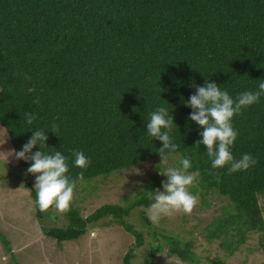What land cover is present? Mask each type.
Returning <instances> with one entry per match:
<instances>
[{
	"label": "trees",
	"instance_id": "trees-1",
	"mask_svg": "<svg viewBox=\"0 0 264 264\" xmlns=\"http://www.w3.org/2000/svg\"><path fill=\"white\" fill-rule=\"evenodd\" d=\"M206 80L233 99L257 90L264 80V0H0V126L12 150H22L32 130L45 129L47 146L41 151H60L76 185L89 183L162 159L156 152L162 142L147 134L146 123L164 106L176 124L171 135L178 148L169 157L177 156L179 167L187 155L189 173L199 172L190 193L199 195L205 208L210 195L224 202L202 236L232 256L253 233L261 234L264 247V96L232 119L239 133L234 158L249 153L258 163L229 175L227 167L212 169L206 146H195L201 129L188 119L193 110L185 105L196 91L193 84L203 86ZM29 87L35 93H28ZM26 112L37 115L32 125ZM53 124L59 126L57 135ZM38 150L39 144L32 151ZM74 150L89 158L87 169L74 166ZM31 163L17 160V167L27 171ZM26 186L41 219L46 212L36 205L34 188ZM159 186L153 176L134 200L101 206L85 218L71 204L62 215L65 228L42 231L60 244L111 217L135 239L136 248L142 247V232L125 217L148 207L147 191ZM143 221L151 225L144 216ZM161 238L169 256L195 264L191 241ZM0 241L10 252L9 241L2 235ZM162 248L151 247L145 264ZM133 257L129 249L123 264Z\"/></svg>",
	"mask_w": 264,
	"mask_h": 264
},
{
	"label": "rangeland",
	"instance_id": "rangeland-1",
	"mask_svg": "<svg viewBox=\"0 0 264 264\" xmlns=\"http://www.w3.org/2000/svg\"><path fill=\"white\" fill-rule=\"evenodd\" d=\"M0 129L3 128L0 126ZM12 152L6 131L0 130V235L9 241L11 247L10 252H6L0 241V264H123L129 249L134 254L130 264H145L150 248L159 244L163 248L150 264H190L169 256L161 235L191 241L196 255L195 264H264V247L259 233H253L246 245L232 256L224 255L218 242L208 244L205 241L202 236L204 226L224 205L213 195L208 198L209 207L205 208L200 196L196 195L199 203L191 215L179 213L162 217L156 225L147 217L150 205L133 209L125 220L142 232L144 245L139 248L134 245L135 239L111 221V217L88 225L85 234L58 244L44 235L42 229L65 228L66 219L58 212L53 215L52 211L46 212L41 219L36 217L30 189L26 186L34 188L35 176L17 167V159ZM160 162L158 159L89 183L80 182L74 189L72 204L82 218L101 206H123L149 186L153 176L157 177L159 189L163 191L162 181L167 177L160 175L159 170L176 167L177 156L168 157L166 165H159ZM260 204L264 209V197L260 198ZM143 216L150 221V226L143 221Z\"/></svg>",
	"mask_w": 264,
	"mask_h": 264
},
{
	"label": "clouds",
	"instance_id": "clouds-1",
	"mask_svg": "<svg viewBox=\"0 0 264 264\" xmlns=\"http://www.w3.org/2000/svg\"><path fill=\"white\" fill-rule=\"evenodd\" d=\"M24 79L30 80L31 78L25 76ZM193 87L196 91L185 105L193 110L188 119L195 122L201 129L202 139L198 140L195 146H206V155L211 161L212 169L227 167V172L231 175L256 166L257 159L249 153L243 154L240 159L234 158L231 149L239 133L234 129L232 119L235 115L241 114L244 109L258 103L264 96V80L258 83L256 91H244L235 99L215 82L206 80L203 86L193 84ZM26 91L35 93V88L29 87ZM35 102H39V97ZM24 118L28 125H32L36 121L37 115L26 112ZM174 125L176 124L173 116L164 106L158 107L149 114L146 123L147 134L151 138L161 141L163 145L156 150L162 158L159 165H166L169 155L177 152L178 145L173 142L171 135ZM32 131V136L23 145L22 150H13L12 155L17 160L32 162L27 173L35 176V203L39 210L48 212L51 209L53 215L56 212L66 215L71 211L76 187V180L68 175V158L60 151H54L51 154L41 151L47 146L46 130ZM51 131L57 135L59 126L53 124ZM37 144H39L40 150L33 152L32 150ZM72 156L75 167L88 168L90 160L82 151L74 150ZM159 165H157L158 168ZM179 165V167H166L163 171L159 170L160 175L167 177L162 181L163 191L159 188L147 191V197L152 201L147 209V217L154 225L158 224L162 217H171L179 213L191 215L199 203L198 197L189 191V188L198 182L199 172L189 173L192 161L187 155H182ZM78 176L82 180L83 171Z\"/></svg>",
	"mask_w": 264,
	"mask_h": 264
}]
</instances>
